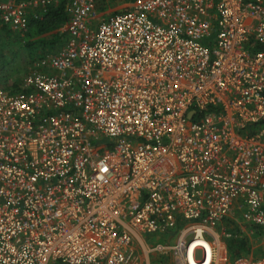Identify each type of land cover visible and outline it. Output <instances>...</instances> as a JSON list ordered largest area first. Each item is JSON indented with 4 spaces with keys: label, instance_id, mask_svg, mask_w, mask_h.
Listing matches in <instances>:
<instances>
[{
    "label": "built area",
    "instance_id": "1",
    "mask_svg": "<svg viewBox=\"0 0 264 264\" xmlns=\"http://www.w3.org/2000/svg\"><path fill=\"white\" fill-rule=\"evenodd\" d=\"M57 1L0 0V24ZM95 3L68 0L63 45L0 85V264H191L197 233L214 264V234L264 228V0Z\"/></svg>",
    "mask_w": 264,
    "mask_h": 264
},
{
    "label": "trees",
    "instance_id": "2",
    "mask_svg": "<svg viewBox=\"0 0 264 264\" xmlns=\"http://www.w3.org/2000/svg\"><path fill=\"white\" fill-rule=\"evenodd\" d=\"M123 1L125 2L124 7L114 12L128 10L133 2V0ZM67 2L68 0H58L56 4L49 5L46 8L40 19H33L29 22L28 28L23 34L26 36L29 32L37 36H45L43 38V41H39L36 43L35 41L26 40L21 42L20 39L16 37L13 38L14 40H9L8 32L10 31L4 25H0V85L4 90L9 93L16 92L23 77L27 74L21 72V69L19 67V51H24L25 55L32 62L41 56L40 46L44 48L45 44L42 42H44L45 39L48 38V42L50 45V48L45 53L55 52V50H57L59 47L60 40H65V35L60 31V28L66 21L64 7ZM39 39L40 38L36 40ZM248 46L250 49L256 48L253 38L250 39ZM99 144L101 145L103 144V142H99ZM232 229L235 230L234 232H237L238 226L234 225ZM261 230L262 228L257 231ZM230 233L231 236L225 239V243L231 261H234L237 258L247 257L250 254L252 247L249 239L238 235H232V232ZM262 256H264V250ZM256 257L257 256H255L254 258Z\"/></svg>",
    "mask_w": 264,
    "mask_h": 264
},
{
    "label": "rangeland",
    "instance_id": "3",
    "mask_svg": "<svg viewBox=\"0 0 264 264\" xmlns=\"http://www.w3.org/2000/svg\"><path fill=\"white\" fill-rule=\"evenodd\" d=\"M96 6L98 11L102 14V16H106L107 14H110L111 12H114L116 10H120L122 9V7H124L125 2L123 0H96ZM9 33V40H14L13 38H19L21 42L26 41V40H31V41H35L36 43L39 41H43V38L45 36L42 35H35L33 33H27V35L25 36L24 34H15L12 32H8ZM59 33V30H58ZM19 35V36H18ZM0 36H1V29H0ZM40 38L39 40H36ZM17 41V40H15ZM62 42V43H61ZM44 48L42 46H40V58L42 56H44L48 51V49L50 48L49 42H48V38L44 40ZM63 45V40L61 39L59 42V47L58 49ZM57 49V50H58ZM56 51V50H55ZM45 53V54H43ZM19 59V67L21 69V72H23L24 74L27 73V71H29L30 68V64H31V60L25 55L24 51H19L18 53ZM233 228V225L228 226V230ZM243 227H238V229H242ZM244 232L241 231H237V232H232V235H238V236H242V237H246L249 239V241L252 244L251 248H254V256H257L259 258H264V256H262V251L264 250V231H255V230H249L248 228L244 227L243 228ZM167 235V238L170 239L172 238V235H160V234H145L143 235V238L145 240V242L150 245L153 246L158 242H163L165 241V236ZM175 241V236L172 238L171 243H173ZM225 240H222V242ZM197 245H204L205 250H206V257L205 260L203 261L202 264H208L209 259H210V249L209 246L207 245V243L205 242V239L197 236L194 238L193 241L190 242L189 244V249L187 251V255L189 254V252L193 251V248ZM223 246L225 249V242H223ZM226 253H227V260L225 259L226 262H229V258L230 255L228 253L227 248L225 249ZM202 256V252L200 250H197L196 252V258H201ZM261 256V257H260ZM256 257V258H257ZM191 264H195L196 262L193 261L192 259V253L191 256L188 258ZM192 260V261H191ZM231 260V259H230ZM149 261L150 264H173L172 263V259H171V255L162 253V254H157L155 252H153L152 254L149 255ZM197 264V263H196Z\"/></svg>",
    "mask_w": 264,
    "mask_h": 264
},
{
    "label": "crops",
    "instance_id": "4",
    "mask_svg": "<svg viewBox=\"0 0 264 264\" xmlns=\"http://www.w3.org/2000/svg\"><path fill=\"white\" fill-rule=\"evenodd\" d=\"M0 25H2V24H0ZM231 224H232V222L229 225H231ZM234 225H236V224H233V226ZM226 228H227L226 229L227 231H230V232H234L235 231L234 229H230V228L228 230V225L226 226ZM243 228L240 229V230L238 229V231L244 232L243 231ZM260 228H262V227H249L248 229L249 230L251 229V230H255L256 231V230H259ZM216 231L219 232V233L221 232L218 229H216ZM262 231H264V228H262ZM201 238L205 239V236H201ZM213 238L217 241V250H218V256H217L216 262L214 264H225V262H226L225 259L227 260V253L225 251V249H226V243H225V249H224L223 242H225V241L222 242V240H225V238H222L221 240L220 239H217L216 234L213 235ZM145 245H146V243H145ZM207 245L209 246L208 243H207ZM209 249H210V246H209ZM252 251L254 252V248H251V252H250V254L247 257L237 258L234 261H231L230 258H229V262H226V264H264V258H259V257L254 258L255 256L253 255V252ZM262 253H263V251H262ZM150 254H152V253H148V255H147L148 256V261H149V255ZM149 263H150V261H149ZM196 263L197 264H202V262L201 263L200 262H196ZM210 263H211V255H210V259H209L208 264H210Z\"/></svg>",
    "mask_w": 264,
    "mask_h": 264
},
{
    "label": "bare ground",
    "instance_id": "5",
    "mask_svg": "<svg viewBox=\"0 0 264 264\" xmlns=\"http://www.w3.org/2000/svg\"><path fill=\"white\" fill-rule=\"evenodd\" d=\"M197 236H199V237H201L198 233L196 234ZM206 248V247H205ZM188 249H189V247H188ZM207 249V248H206ZM191 253H192V251L191 252H189V254H188V258L191 256ZM192 261V260H191ZM195 262V261H194ZM203 263V262H202ZM196 264V263H195Z\"/></svg>",
    "mask_w": 264,
    "mask_h": 264
}]
</instances>
